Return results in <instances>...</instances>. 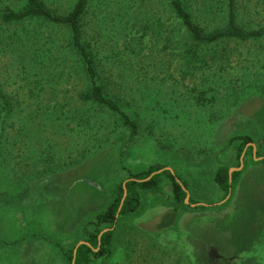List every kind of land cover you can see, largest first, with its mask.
<instances>
[{"label": "rangeland", "instance_id": "374dc122", "mask_svg": "<svg viewBox=\"0 0 264 264\" xmlns=\"http://www.w3.org/2000/svg\"><path fill=\"white\" fill-rule=\"evenodd\" d=\"M42 1L65 14L75 0ZM167 2L89 0L81 20L108 91L137 119L130 140L115 114L78 99L85 83L67 29L0 18V90L11 104L0 114V264H66V249L107 228L94 217L117 185L149 166L184 184L190 208L169 203L162 175L93 264H264V34L201 44L188 69L190 42ZM183 3L204 30L225 25V0ZM22 4L0 0V14ZM236 6L243 28L264 25V0ZM221 165L239 167L227 193L213 181Z\"/></svg>", "mask_w": 264, "mask_h": 264}, {"label": "trees", "instance_id": "16d2710c", "mask_svg": "<svg viewBox=\"0 0 264 264\" xmlns=\"http://www.w3.org/2000/svg\"><path fill=\"white\" fill-rule=\"evenodd\" d=\"M89 0H75L70 10L65 14H57L47 8L42 0H23V4L18 10H5L1 12L0 18L4 22H17L26 19H41L54 26L64 27L68 31V48L76 55L80 69V78L85 83L78 92V99L92 105L99 106L115 114L120 124L128 130V139L135 137L138 131L137 119L129 115L119 103V97L115 93L108 91V86L114 87V82L110 75L101 65L100 57L92 52L89 41L85 39V32L82 29L81 20ZM169 18L174 25L181 27L183 35L190 42L184 41L188 47V59L186 68H192L199 62L200 58L194 51L201 44H210L224 39H235L244 41L258 38L264 34V25L256 28L245 29L237 21L236 0H225V25L213 30H204L191 18L189 9L183 3V0H168ZM110 89V90H111ZM9 97L0 90V114H6L10 110ZM236 156L239 157L242 147L249 141L247 136L240 137ZM264 162V158L261 159ZM161 167L149 166L146 170L136 173H129L122 180L114 191V194L105 208L95 215L94 225H106L107 230L98 233L100 230L95 229L89 233L85 239L86 244H80L75 248L74 256L72 255L73 247L63 252L66 264H93L96 259L105 256L112 246L113 237L117 224L132 214L137 209V205L146 192H156L160 188L162 175L169 178L173 198L169 201L175 209H189L183 202L184 184L168 170H161ZM239 174L238 170L230 173V181ZM213 181L220 190L227 193L230 187L228 181V167L219 166L213 173ZM122 203L119 207L121 197ZM142 195V197H141ZM197 209H205L204 205L196 206ZM73 259V260H72Z\"/></svg>", "mask_w": 264, "mask_h": 264}, {"label": "water", "instance_id": "95a60500", "mask_svg": "<svg viewBox=\"0 0 264 264\" xmlns=\"http://www.w3.org/2000/svg\"><path fill=\"white\" fill-rule=\"evenodd\" d=\"M240 158H241V156H240ZM164 168H162V169H159V170H157L156 172H159V171H161V170H163ZM236 170L237 169H239V167H236L235 168ZM228 181H230V171H229V169H228ZM124 189H123V195H122V197H121V200H120V203H119V207H120V205H121V203H122V198H123V196H124ZM228 195V194H227ZM188 201H187V196H185V199H184V203H187ZM190 205H193V204H190ZM194 205H199V203H196V204H194ZM107 230V228H105V229H103V230H101L99 233H98V236L100 235V233H102V232H104V231H106ZM79 244H86L85 242H83V241H79L76 245H75V247L73 248V250H72V255L74 254V252H75V248L79 245ZM74 256V255H73ZM73 260V259H72ZM71 264H72V261H71Z\"/></svg>", "mask_w": 264, "mask_h": 264}]
</instances>
